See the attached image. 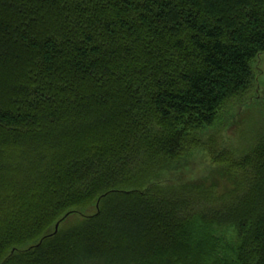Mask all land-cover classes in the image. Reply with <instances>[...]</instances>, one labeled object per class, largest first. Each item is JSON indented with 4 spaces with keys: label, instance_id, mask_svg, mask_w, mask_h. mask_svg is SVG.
Listing matches in <instances>:
<instances>
[{
    "label": "trees",
    "instance_id": "trees-1",
    "mask_svg": "<svg viewBox=\"0 0 264 264\" xmlns=\"http://www.w3.org/2000/svg\"><path fill=\"white\" fill-rule=\"evenodd\" d=\"M263 55L264 0H0V264H264Z\"/></svg>",
    "mask_w": 264,
    "mask_h": 264
},
{
    "label": "rangeland",
    "instance_id": "rangeland-1",
    "mask_svg": "<svg viewBox=\"0 0 264 264\" xmlns=\"http://www.w3.org/2000/svg\"><path fill=\"white\" fill-rule=\"evenodd\" d=\"M256 75L258 77V91L256 93V98L257 100L262 104L263 106V109H264V55L262 57H260V59H258L257 61V64H256ZM250 119V116L248 118V116H243L240 121L238 123L235 124L234 128H231V135L230 136H234L236 134V132L232 131L233 129H235V127L237 125H240L242 123H244L246 120H249ZM246 129H248V126L245 127ZM236 139V136L234 137L233 140ZM243 143V141L241 142V144ZM70 220L69 219L67 220V223L68 224L69 222H73L74 220L78 219V216L77 215H74L72 217H70ZM59 225L58 224V228L56 226V230L58 231L59 229ZM218 236L219 238H221L224 242H222L223 244H232L234 242L233 238L235 237L234 235V231L232 229H226L224 232L222 230H220L218 232ZM225 239V240H224Z\"/></svg>",
    "mask_w": 264,
    "mask_h": 264
},
{
    "label": "water",
    "instance_id": "water-1",
    "mask_svg": "<svg viewBox=\"0 0 264 264\" xmlns=\"http://www.w3.org/2000/svg\"><path fill=\"white\" fill-rule=\"evenodd\" d=\"M57 228H58V226H57Z\"/></svg>",
    "mask_w": 264,
    "mask_h": 264
}]
</instances>
